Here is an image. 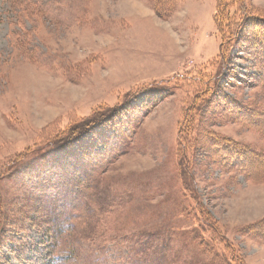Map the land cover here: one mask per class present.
Instances as JSON below:
<instances>
[{"label":"rangeland","instance_id":"1","mask_svg":"<svg viewBox=\"0 0 264 264\" xmlns=\"http://www.w3.org/2000/svg\"><path fill=\"white\" fill-rule=\"evenodd\" d=\"M263 49L264 0H0V264H264Z\"/></svg>","mask_w":264,"mask_h":264},{"label":"trees","instance_id":"2","mask_svg":"<svg viewBox=\"0 0 264 264\" xmlns=\"http://www.w3.org/2000/svg\"><path fill=\"white\" fill-rule=\"evenodd\" d=\"M243 6H244V9H245V12H246V6H245V3H243ZM219 12H221V9H219ZM223 46V44H221ZM221 46L220 48V52H219V55H218V58H219V65H220V73L222 74L223 70L226 68V63H227V57H226V54L224 53V48ZM223 48V49H222ZM264 50V49H263ZM204 78H202L203 80ZM197 80H200L197 78ZM200 82V81H199ZM215 85V84H214ZM216 87L217 86H214L213 87V90H216ZM58 147V144H55V143H49L48 147ZM45 149H41V151L43 152ZM41 153V152H40ZM42 154V153H41ZM186 171L188 172V170L186 169ZM201 209V208H200Z\"/></svg>","mask_w":264,"mask_h":264},{"label":"bare ground","instance_id":"3","mask_svg":"<svg viewBox=\"0 0 264 264\" xmlns=\"http://www.w3.org/2000/svg\"><path fill=\"white\" fill-rule=\"evenodd\" d=\"M219 96V95H218ZM129 106V105H128ZM49 144V143H48Z\"/></svg>","mask_w":264,"mask_h":264}]
</instances>
